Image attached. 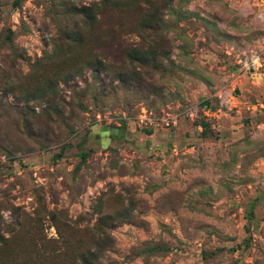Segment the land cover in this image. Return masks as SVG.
Returning a JSON list of instances; mask_svg holds the SVG:
<instances>
[{"label": "rangeland", "instance_id": "rangeland-1", "mask_svg": "<svg viewBox=\"0 0 264 264\" xmlns=\"http://www.w3.org/2000/svg\"><path fill=\"white\" fill-rule=\"evenodd\" d=\"M252 61L264 0H0V264H264Z\"/></svg>", "mask_w": 264, "mask_h": 264}, {"label": "crops", "instance_id": "crops-1", "mask_svg": "<svg viewBox=\"0 0 264 264\" xmlns=\"http://www.w3.org/2000/svg\"><path fill=\"white\" fill-rule=\"evenodd\" d=\"M254 75L250 76L248 73L234 74L236 76L235 82L238 83L241 90V95L237 97L234 107L236 115L221 109L213 115L215 117L214 128L217 131H227L230 139L239 140L242 138L241 134L245 133L247 128L240 116L248 113L252 118H256V121L252 120V122L259 128L263 127L264 132V73L258 74L254 80H251L249 77L252 78ZM258 120L259 122H257Z\"/></svg>", "mask_w": 264, "mask_h": 264}, {"label": "built area", "instance_id": "built-area-1", "mask_svg": "<svg viewBox=\"0 0 264 264\" xmlns=\"http://www.w3.org/2000/svg\"><path fill=\"white\" fill-rule=\"evenodd\" d=\"M254 63L256 62L252 61L251 64L245 63L244 65L245 68L243 69L245 71L240 70V73L242 74V73L251 72L253 69H251L250 65H253ZM246 65L248 67H246ZM216 96L218 97L221 107H226V108L235 107L237 96L235 95V90L231 86L218 90ZM143 111H144V114H142L143 116H141V117H144L143 120H148L157 129L158 128L168 129V128L175 127L177 125V121H178L177 118L170 115L169 113L161 114L160 116H154L152 112H148L145 109H143ZM191 116H193V113L191 114ZM172 153L173 154L178 153V148L176 146L172 148Z\"/></svg>", "mask_w": 264, "mask_h": 264}, {"label": "trees", "instance_id": "trees-1", "mask_svg": "<svg viewBox=\"0 0 264 264\" xmlns=\"http://www.w3.org/2000/svg\"><path fill=\"white\" fill-rule=\"evenodd\" d=\"M79 15H81L84 18L83 21H85V20L95 21L96 20L95 17L91 14V9L86 8V7L83 8V10H81L79 12ZM79 40H80L79 42H81L82 39H79ZM98 64H99V66L103 65V63L101 61H98Z\"/></svg>", "mask_w": 264, "mask_h": 264}]
</instances>
